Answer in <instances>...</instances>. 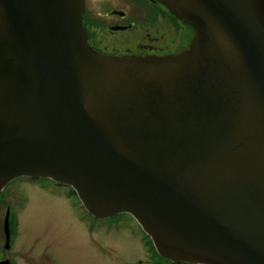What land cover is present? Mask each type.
Masks as SVG:
<instances>
[{"label":"water","instance_id":"obj_1","mask_svg":"<svg viewBox=\"0 0 264 264\" xmlns=\"http://www.w3.org/2000/svg\"><path fill=\"white\" fill-rule=\"evenodd\" d=\"M156 1L188 48L105 55L85 0H0V192L49 179L172 262L264 264V0Z\"/></svg>","mask_w":264,"mask_h":264},{"label":"flooded vegetation","instance_id":"obj_2","mask_svg":"<svg viewBox=\"0 0 264 264\" xmlns=\"http://www.w3.org/2000/svg\"><path fill=\"white\" fill-rule=\"evenodd\" d=\"M90 1L96 2L99 6V12L96 16L89 11ZM83 16V26L86 30L90 46L97 52L111 56H165L175 54L188 48L194 34L193 28L190 25L177 19L164 5L156 0H85V12ZM21 179H25V183L36 186L33 182L37 181V179ZM36 187L44 188L41 185H37ZM53 188L59 190L56 192V189H51L50 194L48 193L49 196L53 197L56 194L60 198L62 190L67 189L65 198L71 204L69 206L71 211L69 212L57 206L55 207V211L49 213L50 217L57 218V215H61V218L69 221L64 225H57L61 229L55 226H53V229L65 232L68 235H74L71 237L75 249L78 251V255L84 264H98L99 260L93 262V250L95 249L97 252H99L98 250L104 251V247L109 243V240L106 238L101 239V243H98L97 246H93L90 236L98 235L101 232V229L96 224L97 221H109L110 225L104 228L106 234L112 233V230H116L115 232L120 231L121 225H123L122 219H126L131 223H133L131 221L133 220L138 224L130 215L127 218L119 215L108 219H97L81 204L72 188L55 182H53ZM5 191L6 188L0 192V199L5 197ZM30 191L43 195V190L32 188ZM77 200L79 201V205H77ZM28 201L27 199L26 205ZM24 210H26V206ZM77 210L81 213L80 216L77 215ZM7 212L10 213L8 207L6 214ZM74 219L82 228L74 222ZM19 221L20 217L18 215L12 218L11 213L9 214L10 240L8 242L7 237H5L4 242L0 239V245L2 246V249H0V264H65V261L62 260L55 250L44 248L32 253L22 252L20 254L17 252L13 258L11 256L12 251H14L12 235L17 233ZM77 228L81 229L82 237L76 233ZM141 241L148 259L146 263L140 260L137 264H187L176 263L163 258L158 254L150 237L144 235ZM96 255L99 254L97 253ZM22 260L24 262L21 263ZM125 263L128 264L126 261Z\"/></svg>","mask_w":264,"mask_h":264},{"label":"rangeland","instance_id":"obj_3","mask_svg":"<svg viewBox=\"0 0 264 264\" xmlns=\"http://www.w3.org/2000/svg\"><path fill=\"white\" fill-rule=\"evenodd\" d=\"M90 2L89 11L96 16L99 12V6L94 1ZM25 181V179H19L10 184L6 187L5 197L0 199V239H2L3 242L6 237L4 223L7 207L10 209L12 218L16 215L20 217L18 231L12 235L14 251H12L11 256L14 258L17 252L20 254L22 252L32 253L38 249L44 248L55 250L58 255L61 256L62 260L65 261V264H84L78 255V251L75 249L71 237L74 235H68L65 232L53 229V226L61 229L57 225L61 226L69 221L61 218V215H57L56 218L50 217L49 214L55 211V207L57 206L66 212L71 211L69 207L71 204L65 198L67 189L62 190L60 198H58L56 194L52 197L49 196L48 193L50 194L51 189L56 188H53V182L51 180L37 179L35 182L32 181L36 186L41 185L44 186V188L25 183ZM32 188L43 190V195L30 191ZM58 190L56 189V192ZM27 199L29 201L26 205L25 202ZM77 205H79L78 200ZM25 206L26 210H24ZM77 215H81L78 210ZM123 216V218L128 217L127 214ZM131 221L133 223L126 219H122L121 222L123 225H121L122 228L120 231L115 232L116 230H112V233L109 232V234H106L104 230V228L110 225L109 221L101 220L96 222L101 232L98 235L95 234L90 236L93 246H97L98 243H101V239L106 238L109 240V243L104 247V251L98 250L99 252H97V250H93V262L99 260L97 262L98 264H127L125 263L126 261L128 264H137L138 261L141 260L146 263L148 256L141 241L145 233L139 224H136L133 220ZM74 222L80 226L75 219ZM76 233L82 237L80 228H77ZM0 249H2L1 245ZM97 253L99 255H96ZM115 259L116 261H114ZM22 262L24 261L22 260L21 263Z\"/></svg>","mask_w":264,"mask_h":264}]
</instances>
